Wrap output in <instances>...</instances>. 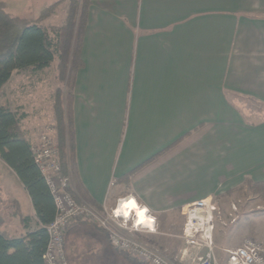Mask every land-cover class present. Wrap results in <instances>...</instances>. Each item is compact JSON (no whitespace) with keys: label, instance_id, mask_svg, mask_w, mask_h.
Here are the masks:
<instances>
[{"label":"crops","instance_id":"1","mask_svg":"<svg viewBox=\"0 0 264 264\" xmlns=\"http://www.w3.org/2000/svg\"><path fill=\"white\" fill-rule=\"evenodd\" d=\"M54 1L21 0L20 16L34 20ZM66 8L47 22L62 25ZM78 59V202L101 212L134 199L157 229L137 238L178 255L183 207L264 182V0H90ZM21 130L31 144L39 138ZM85 221L66 233L85 242L84 262L125 264L106 232ZM39 226L24 185L0 158V233L23 237Z\"/></svg>","mask_w":264,"mask_h":264},{"label":"trees","instance_id":"2","mask_svg":"<svg viewBox=\"0 0 264 264\" xmlns=\"http://www.w3.org/2000/svg\"><path fill=\"white\" fill-rule=\"evenodd\" d=\"M89 2L90 0H56L44 7L36 19L29 20L8 12L7 4L0 0V88L9 80L14 70L36 72L48 67L54 58L59 60V73L62 78L67 79L69 90L66 108L58 96L53 105L58 123L56 148L62 172H69L73 181L77 179V174L74 159L72 87L74 73L79 66L80 36ZM62 3L67 6L64 22L49 29L42 24V20ZM24 117L25 114H18L17 111L0 105V158L24 185L40 226L23 237L6 238L0 233V264H43L42 253L48 240L45 225L52 221L55 212L48 187L33 161L31 143L20 128ZM246 184L252 189L264 187V182ZM67 230L68 228L64 234L65 253ZM117 251L125 264H143L127 252Z\"/></svg>","mask_w":264,"mask_h":264},{"label":"built area","instance_id":"3","mask_svg":"<svg viewBox=\"0 0 264 264\" xmlns=\"http://www.w3.org/2000/svg\"><path fill=\"white\" fill-rule=\"evenodd\" d=\"M53 128L47 126L36 142L31 145L34 163L37 165L52 197L55 212L52 221L45 225L48 240L42 253L43 264H69L64 249V234L74 221L87 220L97 223L107 234L110 244L136 257L143 264H176L166 258L155 246L137 238L136 233L157 232L156 218L145 212L148 224L136 225V211L128 218L116 217L114 209L121 201L132 198H118L111 207L97 212L84 202H78L72 195L70 173H63L57 160V148ZM133 200V199H132ZM134 201V200H133ZM141 210L146 208H140ZM184 222L177 236L183 242L177 260L186 264H264V240L246 236L241 245L225 250L220 259L215 252L214 227L220 215L217 198L205 197L182 209ZM176 259V258H175Z\"/></svg>","mask_w":264,"mask_h":264},{"label":"rangeland","instance_id":"4","mask_svg":"<svg viewBox=\"0 0 264 264\" xmlns=\"http://www.w3.org/2000/svg\"><path fill=\"white\" fill-rule=\"evenodd\" d=\"M3 1L7 4L8 12L17 16L21 15V7H19L21 0ZM22 17L32 20L33 15ZM48 17L42 22L50 29L53 24L47 22ZM57 22L55 20L53 23ZM58 65L59 60L57 59L45 70L44 75L40 72L35 74L31 70H14L7 83L0 89V105L17 111L18 114H26L20 126L28 137L34 138V141L47 126H50L54 130L53 137L57 143L58 123L53 105L58 96L63 107L66 108V96L69 90L68 81L60 76ZM66 125L67 120L65 119L64 126ZM217 199L220 205V215L214 227V241L215 252L220 259L225 258V250L241 245L246 236L264 240V187L240 189L235 191L233 197ZM84 252H87L85 242L83 240L74 241L72 236L68 235L66 238L68 262L86 264L84 261L90 256H84ZM164 256L172 261L177 259L176 254L165 253ZM177 261L178 264H182L179 260Z\"/></svg>","mask_w":264,"mask_h":264},{"label":"clouds","instance_id":"5","mask_svg":"<svg viewBox=\"0 0 264 264\" xmlns=\"http://www.w3.org/2000/svg\"><path fill=\"white\" fill-rule=\"evenodd\" d=\"M132 210H136V225L138 226L141 223L148 224L150 221L145 219V212L147 209H138L137 205L132 199L125 201H121L120 204L114 209V215L116 217L123 216L124 218H128L132 212Z\"/></svg>","mask_w":264,"mask_h":264},{"label":"bare ground","instance_id":"6","mask_svg":"<svg viewBox=\"0 0 264 264\" xmlns=\"http://www.w3.org/2000/svg\"><path fill=\"white\" fill-rule=\"evenodd\" d=\"M31 145H32V144H31ZM57 160H58V151H57ZM58 162H59V160H58ZM59 164H60V163H59ZM60 168H61V165H60ZM61 171H62V169H61ZM133 200H134V199H133ZM134 202H135L136 205H138L137 202H136L135 200H134ZM137 208H138V207H137ZM138 209H139V208H138ZM132 211H133V210H132ZM135 211H136V210H135Z\"/></svg>","mask_w":264,"mask_h":264}]
</instances>
